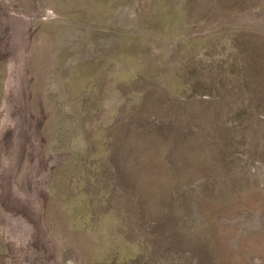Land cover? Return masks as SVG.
I'll list each match as a JSON object with an SVG mask.
<instances>
[{"label": "rangeland", "instance_id": "374dc122", "mask_svg": "<svg viewBox=\"0 0 264 264\" xmlns=\"http://www.w3.org/2000/svg\"><path fill=\"white\" fill-rule=\"evenodd\" d=\"M0 264H264V0H0Z\"/></svg>", "mask_w": 264, "mask_h": 264}]
</instances>
